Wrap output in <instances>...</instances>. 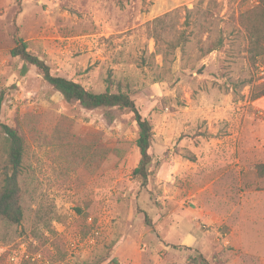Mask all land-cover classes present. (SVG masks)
I'll return each instance as SVG.
<instances>
[{"label": "rangeland", "instance_id": "rangeland-1", "mask_svg": "<svg viewBox=\"0 0 264 264\" xmlns=\"http://www.w3.org/2000/svg\"><path fill=\"white\" fill-rule=\"evenodd\" d=\"M259 3L0 0V117L25 142V216L0 220L2 264H264ZM17 38L87 89L131 93L154 126L145 189L133 112L67 101L35 65L23 73Z\"/></svg>", "mask_w": 264, "mask_h": 264}, {"label": "trees", "instance_id": "trees-1", "mask_svg": "<svg viewBox=\"0 0 264 264\" xmlns=\"http://www.w3.org/2000/svg\"><path fill=\"white\" fill-rule=\"evenodd\" d=\"M264 0L255 8L258 9V14L264 19ZM165 17H157L153 22L155 25L164 24ZM254 28L253 37L251 38V59L253 63L261 62L264 64V44L260 41V31L257 27ZM158 29L155 28L153 37L156 40L157 48L162 50L159 44L160 35ZM183 40H173L169 46L171 49L183 45ZM220 42L217 46H220ZM216 46V47H217ZM215 46L208 49L211 51ZM163 51V50H162ZM163 54L167 56V51ZM13 57L20 58L23 62L22 72L25 73L28 65H35L40 69L44 78L48 83L59 91L67 101H76L87 108L97 107H118L127 109L134 114V118L138 124L139 132L136 139V144L140 151V161L133 174L138 177L140 186L145 189L148 186L149 177L151 175V164L153 162V144L155 140L154 126L150 118L143 116L135 99L129 91L119 90L112 92L110 90L95 92L87 89L81 82L58 75L52 71L51 66L40 56L34 54L28 47V43L22 39L17 38L15 46L11 49ZM256 96L264 95V82L261 83ZM7 91L0 89V116L2 106L6 99ZM0 132L4 134V141L2 147L5 152L2 168L0 171V220L10 224H20L25 216V206L23 203V190L20 184L22 168L25 155V142L19 130L1 120L0 117ZM146 221L151 225L150 220L146 214ZM175 247H180L176 246ZM0 264H2L0 260Z\"/></svg>", "mask_w": 264, "mask_h": 264}]
</instances>
